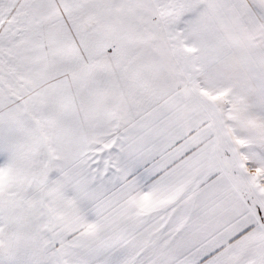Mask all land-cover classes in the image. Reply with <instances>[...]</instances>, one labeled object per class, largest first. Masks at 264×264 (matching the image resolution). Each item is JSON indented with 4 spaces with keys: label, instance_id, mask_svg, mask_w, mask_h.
Listing matches in <instances>:
<instances>
[{
    "label": "snow or ice",
    "instance_id": "obj_1",
    "mask_svg": "<svg viewBox=\"0 0 264 264\" xmlns=\"http://www.w3.org/2000/svg\"><path fill=\"white\" fill-rule=\"evenodd\" d=\"M0 264H264V0H0Z\"/></svg>",
    "mask_w": 264,
    "mask_h": 264
}]
</instances>
